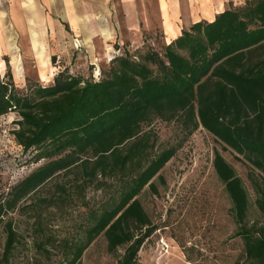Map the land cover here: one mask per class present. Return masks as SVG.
<instances>
[{
	"label": "trees",
	"instance_id": "obj_1",
	"mask_svg": "<svg viewBox=\"0 0 264 264\" xmlns=\"http://www.w3.org/2000/svg\"><path fill=\"white\" fill-rule=\"evenodd\" d=\"M154 45L149 35L133 50L128 42L115 44L120 51L98 77L73 72L53 55L60 70L49 85L30 80L20 87L9 71L0 81V115L16 112V142L33 152V161L45 160L0 193V264H16L22 244L10 214L60 174H72L83 190L98 176L107 178L103 185L119 183L107 204L89 213L84 235L78 230L65 238L50 264H80L101 235L109 253L124 249L118 264H138L139 250L156 229L139 195L147 186L157 192L154 179L176 153L170 147L152 156L156 135L144 127L157 118L189 133L203 127L259 170L249 177L264 217V0L230 2L212 21L192 24L159 49ZM213 164L231 201L235 236L244 241L235 264H264V222L249 218L243 179L219 151ZM59 188L61 196L68 192L65 184Z\"/></svg>",
	"mask_w": 264,
	"mask_h": 264
},
{
	"label": "rangeland",
	"instance_id": "obj_2",
	"mask_svg": "<svg viewBox=\"0 0 264 264\" xmlns=\"http://www.w3.org/2000/svg\"><path fill=\"white\" fill-rule=\"evenodd\" d=\"M156 31L154 47L159 49L166 42V34L159 28ZM139 39L134 38L132 50L140 46ZM114 44L93 40V44L83 45L82 37L72 35L68 42L66 40V52L58 61L73 72L90 77L93 71L98 74L100 67L107 68L110 58L120 51ZM59 70L52 67L54 74ZM34 76L43 80L40 74ZM50 80L47 76L43 84H51ZM18 119L16 112L0 115V193L9 192L45 162L33 161V152H24L16 142L13 130ZM144 130H152L156 135L152 156L170 147H175L176 153L159 172L161 177L154 179L157 192L147 186L139 195L156 229L139 250L138 264H235L243 258L245 246L243 239L235 236L237 224L232 217L229 196L214 168L215 152L219 151L243 179L250 195L249 218L260 224L264 217L256 205L249 174L255 172L258 176L261 172L243 157L238 158L232 149H225L203 127L189 133L176 121L157 118L151 125H145ZM75 180L72 174L57 175L10 214L22 235V244L14 257L16 264L54 262L61 253L63 240L74 236L78 230L79 237L84 235L89 213L107 204L119 183L110 179L103 185L107 178L98 176L83 190ZM60 184L67 185L68 190L62 196ZM37 214L42 226L37 224ZM162 240L169 244L168 252L162 249ZM42 242L48 251L39 247ZM123 252L121 248L117 253H109L107 240L101 235L86 249L80 264H118Z\"/></svg>",
	"mask_w": 264,
	"mask_h": 264
},
{
	"label": "crops",
	"instance_id": "obj_3",
	"mask_svg": "<svg viewBox=\"0 0 264 264\" xmlns=\"http://www.w3.org/2000/svg\"><path fill=\"white\" fill-rule=\"evenodd\" d=\"M245 1L0 0V81L9 71L20 87L30 80L43 83L47 76L53 82L52 56L65 54L72 35L82 37L83 45L93 40L133 45L134 38L142 45L146 35L155 42L159 28L170 43L192 24L212 21L230 2Z\"/></svg>",
	"mask_w": 264,
	"mask_h": 264
},
{
	"label": "built area",
	"instance_id": "obj_4",
	"mask_svg": "<svg viewBox=\"0 0 264 264\" xmlns=\"http://www.w3.org/2000/svg\"><path fill=\"white\" fill-rule=\"evenodd\" d=\"M117 53H118V52H117ZM117 53H116V54H117ZM113 57H114V55H113L111 58H113ZM111 58H110V59H111ZM99 73H100V70H99ZM99 73H98V74H95V76L98 77ZM161 243H162V249H163L164 251L168 252V251H169V244H168L167 242H165L164 240H162Z\"/></svg>",
	"mask_w": 264,
	"mask_h": 264
}]
</instances>
